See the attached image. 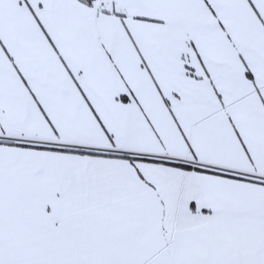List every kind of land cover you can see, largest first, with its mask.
Wrapping results in <instances>:
<instances>
[{"label": "snow or ice", "instance_id": "1", "mask_svg": "<svg viewBox=\"0 0 264 264\" xmlns=\"http://www.w3.org/2000/svg\"><path fill=\"white\" fill-rule=\"evenodd\" d=\"M0 264H264V0H0Z\"/></svg>", "mask_w": 264, "mask_h": 264}]
</instances>
